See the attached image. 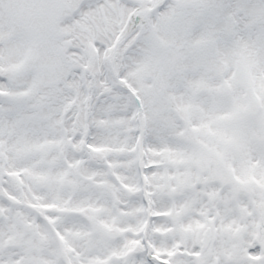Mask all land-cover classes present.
<instances>
[{"label": "snow or ice", "instance_id": "snow-or-ice-1", "mask_svg": "<svg viewBox=\"0 0 264 264\" xmlns=\"http://www.w3.org/2000/svg\"><path fill=\"white\" fill-rule=\"evenodd\" d=\"M0 264H264V0H0Z\"/></svg>", "mask_w": 264, "mask_h": 264}]
</instances>
